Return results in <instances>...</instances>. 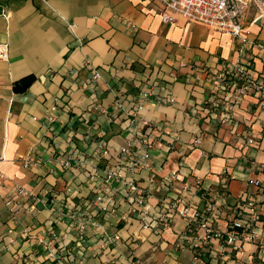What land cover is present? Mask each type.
<instances>
[{
  "label": "crops",
  "instance_id": "obj_1",
  "mask_svg": "<svg viewBox=\"0 0 264 264\" xmlns=\"http://www.w3.org/2000/svg\"><path fill=\"white\" fill-rule=\"evenodd\" d=\"M0 12V264H264V10L247 12L246 43L182 17L165 23L152 0H1ZM239 64L252 83L230 103L215 94L219 74ZM146 137L150 157L132 170L121 151L140 155ZM17 188L29 195L15 197L13 216L5 202ZM94 201L112 240L102 248L89 225L79 248L67 212ZM250 202L254 238L237 249L225 239ZM51 230L64 235L57 258L42 244Z\"/></svg>",
  "mask_w": 264,
  "mask_h": 264
},
{
  "label": "built area",
  "instance_id": "obj_2",
  "mask_svg": "<svg viewBox=\"0 0 264 264\" xmlns=\"http://www.w3.org/2000/svg\"><path fill=\"white\" fill-rule=\"evenodd\" d=\"M154 1L161 10L162 19L165 23H175L178 17H182L188 22L199 23L205 25L206 27L229 33L235 37H238L242 42H247V37L245 36V29L243 27L244 19L247 12L253 8H257L259 11L264 10V0H152ZM1 13V12H0ZM8 58V47L5 44L0 43V60H5ZM239 76L241 82L237 81H227V75ZM99 74H96L95 78H98ZM252 83V79L248 75L247 68L242 65H228L225 66L223 71L219 74V90L215 93L217 94L220 89L226 92L230 103H235L240 100L244 95L245 91L249 88ZM260 88H263L262 86ZM148 96L147 93L144 94ZM55 109V108H54ZM215 117H219V114H215ZM51 121H56L55 116H50ZM199 139L196 143H199ZM250 142H254L250 139ZM144 145L147 147L144 151L138 155L131 150V146L123 148L122 153L129 155L131 158L129 166L132 170H136L144 167L143 161L150 157V151L153 148V141H150L148 137L144 138ZM100 154L103 157L111 158L110 151L106 148L105 144L100 141L98 145ZM120 163V162H119ZM24 166L28 167L29 163L24 162ZM106 182H109L115 175L113 170H106ZM92 177L98 176V172L95 171L91 173ZM127 186L129 187L131 193H133L134 202L141 206L146 211L145 197L136 182V180L128 181ZM29 195L23 188H17L14 195L8 196L6 199V206L13 216L18 212L19 206L16 196L27 197ZM38 202H43L44 205L47 203V199L38 197ZM93 205L96 207L92 212L82 209H71L67 212V216L72 220L71 228L76 232V241L79 248L83 247L86 240V228L92 225L103 232L102 239L105 241L102 248H105L108 243L111 242V236H109L103 221H100L98 213H94L96 210H107L104 205H101L100 201H94ZM37 205H33V209H36ZM248 217L242 218L237 216L233 220V231L229 232L226 237V242L228 245H236L235 248L239 249L241 245L236 244V242L242 241L248 242L254 238V233H250V229L256 224L258 219L259 207L257 203L250 202L248 205ZM191 206L185 205L179 210V214L191 221ZM97 212V211H96ZM99 213H101L99 211ZM203 227L207 232L206 239L209 237L213 228L211 224L203 223ZM51 240H42V244L47 249L49 258H57L55 253V243L59 242L63 238V234L51 230L49 232ZM115 238L119 239L117 235ZM244 241V242H243ZM201 264H205V261L200 257L196 258Z\"/></svg>",
  "mask_w": 264,
  "mask_h": 264
},
{
  "label": "trees",
  "instance_id": "obj_3",
  "mask_svg": "<svg viewBox=\"0 0 264 264\" xmlns=\"http://www.w3.org/2000/svg\"><path fill=\"white\" fill-rule=\"evenodd\" d=\"M230 75L231 74H228L227 75V78H228V79L226 78L227 81H237V82H241V80L239 79V76L238 77L237 76L236 77L233 76L232 78L229 79ZM33 78L34 77H32V75H29V76L25 77L23 79V83H25V86L28 85V84H30L33 81Z\"/></svg>",
  "mask_w": 264,
  "mask_h": 264
},
{
  "label": "rangeland",
  "instance_id": "obj_4",
  "mask_svg": "<svg viewBox=\"0 0 264 264\" xmlns=\"http://www.w3.org/2000/svg\"><path fill=\"white\" fill-rule=\"evenodd\" d=\"M0 2H1V0H0Z\"/></svg>",
  "mask_w": 264,
  "mask_h": 264
}]
</instances>
